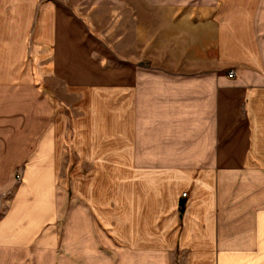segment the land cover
Listing matches in <instances>:
<instances>
[{
	"label": "crops",
	"instance_id": "crops-1",
	"mask_svg": "<svg viewBox=\"0 0 264 264\" xmlns=\"http://www.w3.org/2000/svg\"><path fill=\"white\" fill-rule=\"evenodd\" d=\"M191 1L104 86L0 0V264H264V0Z\"/></svg>",
	"mask_w": 264,
	"mask_h": 264
},
{
	"label": "rangeland",
	"instance_id": "rangeland-1",
	"mask_svg": "<svg viewBox=\"0 0 264 264\" xmlns=\"http://www.w3.org/2000/svg\"><path fill=\"white\" fill-rule=\"evenodd\" d=\"M51 1L58 6L57 24L65 31L60 32L61 40L70 42V72L77 78L79 74H85L88 84L104 86L110 84L114 70L119 69L120 80L125 79L127 61L143 66L144 58L158 57L160 53L168 56V47L174 46V39L164 41L167 49L159 50L160 30L173 24L175 10L180 13L190 9L192 3L191 0ZM142 29L146 30V37L154 41L150 51L144 52L143 35L139 32ZM68 61L62 58L61 66L69 70ZM92 101L95 102L94 98ZM108 101L103 104H108ZM76 103L74 100L70 102L69 115L73 123L79 118V114L73 111L77 108ZM67 210L62 215H68ZM71 210L77 212V207L73 206Z\"/></svg>",
	"mask_w": 264,
	"mask_h": 264
},
{
	"label": "built area",
	"instance_id": "built-area-1",
	"mask_svg": "<svg viewBox=\"0 0 264 264\" xmlns=\"http://www.w3.org/2000/svg\"><path fill=\"white\" fill-rule=\"evenodd\" d=\"M228 75H229V76H233V75H235V71H234L233 69H232V70H230V71L228 72ZM19 176H20V174H19V173H17V174H16V178H19ZM182 195H183V196H185V195H186V193H185V192H183V193H182Z\"/></svg>",
	"mask_w": 264,
	"mask_h": 264
}]
</instances>
